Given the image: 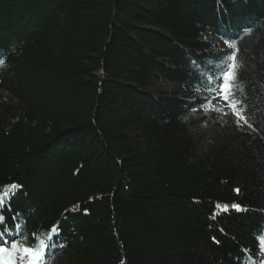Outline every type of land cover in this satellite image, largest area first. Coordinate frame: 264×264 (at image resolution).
I'll return each instance as SVG.
<instances>
[{
  "label": "trees",
  "instance_id": "1",
  "mask_svg": "<svg viewBox=\"0 0 264 264\" xmlns=\"http://www.w3.org/2000/svg\"><path fill=\"white\" fill-rule=\"evenodd\" d=\"M226 41L252 127L200 102ZM0 60V215L45 264H262L264 0H0Z\"/></svg>",
  "mask_w": 264,
  "mask_h": 264
},
{
  "label": "snow or ice",
  "instance_id": "2",
  "mask_svg": "<svg viewBox=\"0 0 264 264\" xmlns=\"http://www.w3.org/2000/svg\"><path fill=\"white\" fill-rule=\"evenodd\" d=\"M228 43L229 49L231 51L224 52L221 57V64L218 67L219 75L215 77L217 81V87L215 89L216 95L213 97H205L200 102L208 103L211 105V101L220 98L224 101L225 106L231 109V112H222V115H232L236 117L237 121L243 120L244 123L252 125L249 123V115H245L247 107L244 103V97L240 95L243 92V87L238 79V71L240 68V61L238 58L239 49L226 41ZM0 63H3L0 60ZM195 63V62H194ZM216 109L209 107V111H215ZM18 185L11 184V191L0 190V208L5 206L6 200H9L11 196L15 195V192L19 190ZM234 191L239 193L240 189L236 188ZM217 208H221V205L217 204ZM231 208L236 211H241L242 205L240 203H232ZM76 208L66 210V211H76ZM222 210L227 212L229 210V205L225 204L222 206ZM215 219V215L212 217ZM4 217L0 215V264H41L42 261H46V249L50 246L46 241H37L35 233L32 234L33 238L29 239L24 237L22 240L15 239V236H22V233H15L7 229L4 224ZM61 230L60 222L52 225L49 231L56 235H59ZM222 231V229H221ZM9 239H5V237ZM52 236H49V240ZM215 240V237H213ZM16 253H19V258L17 259ZM264 264V261H262Z\"/></svg>",
  "mask_w": 264,
  "mask_h": 264
},
{
  "label": "rangeland",
  "instance_id": "3",
  "mask_svg": "<svg viewBox=\"0 0 264 264\" xmlns=\"http://www.w3.org/2000/svg\"><path fill=\"white\" fill-rule=\"evenodd\" d=\"M213 103H218V104H223V102H221V99L220 98H216L215 101H213Z\"/></svg>",
  "mask_w": 264,
  "mask_h": 264
}]
</instances>
